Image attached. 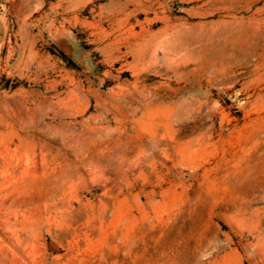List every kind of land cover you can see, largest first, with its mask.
I'll list each match as a JSON object with an SVG mask.
<instances>
[{
    "label": "rangeland",
    "instance_id": "rangeland-1",
    "mask_svg": "<svg viewBox=\"0 0 264 264\" xmlns=\"http://www.w3.org/2000/svg\"><path fill=\"white\" fill-rule=\"evenodd\" d=\"M141 1L0 0V264H264V0Z\"/></svg>",
    "mask_w": 264,
    "mask_h": 264
},
{
    "label": "bare ground",
    "instance_id": "bare-ground-1",
    "mask_svg": "<svg viewBox=\"0 0 264 264\" xmlns=\"http://www.w3.org/2000/svg\"><path fill=\"white\" fill-rule=\"evenodd\" d=\"M133 1H137V0H133ZM138 1H139V0H138ZM140 1H141V0H140ZM141 2H142V1H141ZM142 3H143V2H142ZM142 3H141V4H142ZM152 3H153V2H152ZM121 5H122V4H121ZM130 5H131V4H130ZM139 5H140V4H139ZM139 5H137V6H138V8H139L141 11L148 12V8H146L147 6L144 7V5H143V6H139ZM203 5H204V4H203ZM117 6H118V5H117ZM122 6H123V5H122ZM137 6H136V7H137ZM114 7H115V6H114ZM124 7H125V6H124ZM124 7H122V9H123ZM134 7H135V6H134ZM128 8H129V6H128ZM124 9H125V8H124ZM136 9H137V8H135V10H136ZM199 9H200V8H199ZM135 10H134V11H135ZM137 10H138V9H137ZM156 10H157V9H156ZM117 11H119V9H118ZM138 11H139V10H138ZM194 11H195V10H194ZM115 12H116V11H115ZM131 12H132V10H131ZM154 12H155V11H154ZM197 12H198V11H197ZM117 13H118V12H117ZM122 13H123V12H122ZM134 13H135V12H134ZM200 13H202V12H200ZM135 14H136V13H135ZM115 15H116V14H115ZM118 15H119V14H118ZM125 15H126V14H125V12H124V16H125ZM131 15H132V13H129V14L126 15V17L128 18V17H130ZM157 15H158V14H157ZM134 16H135V15H134ZM147 16H148V15H147ZM204 16H205V15H204ZM159 17H160V16H159ZM137 18H138V17H137ZM147 18H148V17H147ZM123 19H124V18H123ZM155 19H157V18H155ZM125 20H126V19H125ZM169 20H170V18H169ZM177 20H178V19H177ZM162 21H163V20H162ZM181 21H182V20H181ZM181 21H180V22H181ZM184 21H185V19H184ZM124 22H125V21H124ZM146 22H149V20H146ZM223 22H224V21H223ZM225 22H226V21H225ZM225 22H224V23H225ZM168 23H169V21H168ZM170 23H172V22L170 21ZM175 23H176V22H175ZM187 23H188V22H187ZM221 23H222V22H221ZM226 23H227V22H226ZM91 24H92V23H91ZM123 24H124V23H123ZM138 24H139V25H142L141 22H138ZM165 24H166V23H165ZM180 24H181V23H180ZM188 24H189V23H188ZM190 24H191V23H190ZM227 24H228V23H227ZM227 24H226V26H227ZM118 25H119V24H118ZM129 25H131V24H129ZM136 25H137V24H136ZM172 25H173V24H172ZM113 26H114V25H113ZM142 26H143V25H142ZM142 26H141V28L143 29L144 26H143V27H142ZM189 26H190V25H189ZM95 27H96V26H95ZM146 27H147V26H146ZM175 27H176V25H175V26H171L170 28H173V29H174ZM185 27H186V26H185ZM191 27H192V26H191ZM201 27H202V26H201ZM215 27H217V25H216ZM219 27H220V26H219ZM219 27H218V28H219ZM128 28H129V27H128ZM134 28H135V26H133V25L130 27V29H129V30H130V31H129V32H130V36L134 39V41H135L136 44L141 45V43H143V41H144L145 39H144V38H141L142 36H141L140 34L134 33ZM165 28H166V27H165ZM168 28H169V27H168ZM218 28H217V29H218ZM221 28L223 29L224 27H221ZM221 28H220V29H221ZM235 28H236V27H235ZM120 29H122V28H120ZM177 29H178V28H177ZM213 29H214V28H213ZM118 30H119V28H118ZM124 30H125V29H124ZM146 30H147V29H146ZM146 30H145V31H146ZM165 30H166V29H165ZM175 30H176V29H175ZM202 30L204 31L205 29L202 28ZM135 31H136V30H135ZM143 31H144V29H143ZM148 31H151V30H148ZM148 31H147V33H148ZM208 31H209V30H208ZM127 32H128V31H127ZM159 32H160V30H159ZM213 32H214V31H213ZM215 32H216V31H215ZM124 33H126V32H124ZM150 33H152V32H150ZM153 33H154V32H153ZM181 33H182V32H181ZM206 33H208V32H206ZM262 33H263V32H262ZM141 34H142V33H141ZM212 34H213V33H212ZM143 37H144V36H143ZM128 38H129V37H128ZM168 38H169V37H168ZM171 38H172V36H170V39H171ZM174 38H175V37H174ZM174 38H173V39H174ZM212 38H213V37H212ZM171 40H172V39H171ZM211 40H212V39H211ZM226 40H228V39H226ZM149 41H150V39H149ZM231 41H232V40H231ZM119 42H120V41H119ZM121 42H122V41H121ZM128 42H129V41H128ZM128 42H127V43H128ZM130 42L133 43V41H130ZM169 42L171 43V41H169ZM169 42H168V43H169ZM225 42H226V41H225ZM109 43H111V42H109ZM127 43H126V44H127ZM207 43H208V41H207ZM259 43H261V42H259ZM122 44H123V43H122ZM129 44H130V43H129ZM147 44H148V43H147ZM209 44H210V43H209ZM229 44H230V43H229ZM229 44H228V45H229ZM243 44H244V42H243ZM257 44H258V43H257ZM257 44H256V45H257ZM261 44H262V43H261ZM130 45H131V44H130ZM166 45H167V44H166ZM206 45H207V44H206ZM142 46L144 47V45H142ZM208 46H209V45H208ZM225 46H227V45H225ZM248 46H249V45H248ZM250 46H251V45H250ZM262 46H264V44H263ZM262 46H257V47L259 48V47H262ZM251 47H252V46H251ZM146 48H147V47H146ZM208 48H209V47H208ZM222 48H223V47H222ZM224 48H225V47H224ZM224 48H223V50H224ZM226 48H227V47H226ZM253 48H255V47H253ZM253 48H252V49H253ZM258 48H257V49H258ZM148 49H149V48H148ZM148 49L145 50V51H148ZM187 49H188V47H187ZM202 49H204V48H202ZM246 49H247V48H246ZM249 49H250V48H249ZM249 49H248V50H249ZM143 50H144V49H143ZM206 50H207V49H206ZM210 50H211V49H210ZM216 50H217V49H216ZM225 50H226V49H225ZM145 51H144V52H145ZM195 51H196V50H195ZM232 51H233V50H232ZM243 51L245 52L246 50H243ZM187 52H188V51H187ZM224 52H225V51H224ZM228 52H229V54L226 52L228 55L233 56V54H230V52H231L230 50H229ZM233 52H235V51H233ZM244 52H242V54H243ZM252 52H253V51H252ZM199 53H200V52H199ZM205 53H206V51H205ZM217 53H218V52H217ZM237 53H238V52H237ZM240 53H241V50H240ZM249 53H251V52H249ZM260 53H261V52H260ZM136 54H137V53H136ZM138 54H140V53H138ZM144 54H145V53H144ZM144 54H143V55H144ZM191 54H192V52H191ZM227 54H226V55H227ZM238 54H239V53H238ZM261 54H262V53H261ZM186 55H187V54H185V56H186ZM199 55H200V54H199ZM217 55H218V54H217ZM224 55H225V54H224ZM236 55H237V54H236ZM259 55H260V54H259ZM259 55H258V56H259ZM191 56H192V55H191ZM193 56H194V55H193ZM215 56H216V55H215ZM219 56H220V55H219ZM221 56H222V54H221ZM221 56H220V58H221ZM245 56H246V54H245ZM245 56H244V57H245ZM254 56H255V55H254ZM254 56H253V57H254ZM258 56H256V57H258ZM237 57H238V56H237ZM239 57H240V56H239ZM217 58H218V57H217ZM217 58H216V59H217ZM225 58H226V57H225ZM249 58H250V56H249ZM113 59H114V58H113ZM221 59H222V58H221ZM221 59H220V60H221ZM227 59H229V58H227ZM242 59H243V58H242ZM245 59H246V58H245ZM256 59H257V58H256ZM140 60H141V59H140ZM229 60H230V59H229ZM229 60H228V61L226 60L227 63L229 62ZM261 60H263V59H261ZM221 61L224 62V59H222ZM237 61H238V60H237ZM258 61H259V60H258ZM263 61H264V60H263ZM141 62H143V61H141ZM148 62H149V61H148ZM214 62H215V61H214ZM216 62H217V61H216ZM245 62H247V61H245ZM259 62H260V61H259ZM112 63H114V62H112ZM144 63H145V62H144ZM191 63H192V62H191ZM225 63H226V62H225ZM236 63H237V62H236ZM242 63H243V62H242ZM257 63H258V62H257ZM262 63H263V62H262ZM220 64H221V63H220ZM222 64H223V63H222ZM238 64H239V62H238ZM144 65H146V64H144ZM208 65H210V62H209ZM212 65H213V64H212ZM214 65H215V64H214ZM218 65H219V64H218ZM263 65H264V64H263ZM135 66H136V63H135ZM146 66H147V65H146ZM138 67H139V66H138ZM204 67H205V66H204ZM209 67H210V66H209ZM245 67H247V66H245ZM258 67H259V66H258ZM180 68H181V67H180ZM183 68H184V67H183ZM185 68H187V67H185ZM176 69H177V68H176ZM200 69H201V68H200ZM217 69H219V67H218ZM140 70H141V69H140ZM195 70H196V69H195ZM207 70H208V68H207ZM222 70H224V69H222ZM251 70H253V69H251ZM187 71H188V70H187ZM243 71H244V70H243ZM255 71H256V70H255ZM260 71H262V70H260ZM185 72H186V71H185ZM208 72H209V71H208ZM241 72H242V71H241ZM171 73H172V72H171ZM195 73H196V72H195ZM197 73H198V72H197ZM216 73H217V72H216ZM251 73H252V72H251ZM173 74H174V73H173ZM213 74H214V73H213ZM223 74H224V73H223ZM237 74H238V72H237ZM252 74H253V73H252ZM255 74H256V72H255ZM186 75H187V74H186ZM207 75H208V74H207ZM209 75H210V74H209ZM211 75H212V74H211ZM249 75H250V74H249ZM171 77H172V75H171ZM222 77L224 78L223 75H222ZM188 78H189V77H188ZM243 78H244V77H243ZM173 79H174V78H173ZM173 79H172V80H173ZM191 79H192V78H191ZM225 79H226V77H225ZM253 79H254V77H253ZM168 80H169V79H168ZM172 80H171V81H172ZM185 80H186V79H185ZM217 80H218V79H217ZM220 80H221V77H220ZM171 81H170V82H171ZM186 81H187V80H186ZM204 81H205V80H204ZM213 81H214V80H213ZM197 82H198V81H197ZM172 83H173V82H172ZM166 84H167V82H166ZM188 84H189V83H188ZM213 84H214V83H213ZM217 84H218V83H217ZM260 84H261V83H260ZM263 85H264V84H263ZM165 86H167V85H165ZM193 86H194V85H193ZM195 86H196V85H195ZM135 87H136V86H135ZM160 87H161V86H160ZM259 87H260V86H259ZM261 87H262V86H261ZM136 88H137V87H136ZM163 88H164V87H163ZM163 88H162V90H163ZM192 88H194V87H192ZM202 89H204V88L202 87ZM212 89H213V88H212ZM177 90H178V88H177ZM194 90H195V89H194ZM194 90H193V91H194ZM197 90H198V89H197ZM189 91H190V90H189ZM189 91H188V92H189ZM136 92H138V91H136ZM172 92H173V91H172ZM179 92H180V91H179ZM191 92H192V91H191ZM261 92H263V91H261ZM140 93H141V92H140ZM154 93H155V92H154ZM154 93H153V94H154ZM162 93H163V92H162ZM162 93H159V94H162ZM166 95H168V94H166ZM178 95H179V94H178ZM141 96H142V95H141ZM158 96H159V95H158ZM150 97H151V95H150ZM155 97H156V96H155ZM155 97H154V98H155ZM165 97H166V96H165ZM172 97H173V95H172ZM149 99H150V98H149ZM194 99H195V98H194ZM145 100H146V99H145ZM164 100H165V99H164ZM147 101H149V100H147ZM165 101H166V100H165ZM200 101H201V100H200ZM143 102H144V101H143ZM150 102H151V101H150ZM150 102H149V103H150ZM177 103H178V102H177ZM208 103H209V102H208ZM259 104H260V102H259ZM146 105H147V104H146ZM169 105H171V104H169ZM209 105H210V104H209ZM256 105H258V104H256ZM173 106H174V105H173ZM145 107H147V106H145ZM150 107H151V106H150ZM150 107H148V109H149ZM202 107H203V106H202ZM249 107H250V106H249ZM162 108H163V107H162ZM166 108H167V107H166ZM166 108H165V109H166ZM257 108H258V107H257ZM257 108H256V109H257ZM260 108H261V105H260ZM262 108H263V107H262ZM151 109H152V107H151ZM263 109H264V108H263ZM145 110H146V109H145ZM158 110H160V109H158ZM169 111H170V110H169ZM256 111H257V110H256ZM195 112H196V111H195ZM209 112H210V111H209ZM258 112H259V111H258ZM154 113H155V112H154ZM166 113H168V112H166ZM169 114H170V113H169ZM209 114H210V113H209ZM259 115H260V114H259ZM151 116H153V115H151ZM161 116H162V115H161ZM165 116H166V115H165ZM205 116H206V115H205ZM256 116H257V115H256ZM262 116H263V115H262ZM262 116H261V118L264 119ZM207 117H208V116H207ZM253 117H255V116H253ZM162 118H163V117H162ZM256 118H257V117H256ZM164 120H165V119H164ZM220 120H221V119H220ZM251 120H252V119H251ZM157 121H159V120H157ZM261 121H263V120H261ZM160 122H161V121H160ZM160 122H159V123H160ZM212 122H213V121H212ZM212 122H210V123H212ZM247 122H248V121H247ZM258 122H259V121H258ZM156 123H157V122H156ZM161 123H162V122H161ZM253 123H254V122H253ZM260 123L262 124V122H260ZM157 125H158V124H157ZM166 125H167V124H166ZM208 125H209V124H208ZM211 125H212V124H211ZM247 125H248V124H247ZM253 125H254V124H253ZM258 125H259V124H258ZM258 125H257V126H258ZM209 126H210V125H209ZM248 126H249V125H248ZM168 127H169V126H168ZM254 127H255V126H254ZM166 128H167V126H166ZM170 128H171V127H170ZM208 128H209V127H208ZM219 128H220V127H219ZM248 128H249V127H248ZM240 129H241V128H240ZM246 129H247V128H246ZM254 129H255V128H254ZM263 129H264V128H263ZM235 130H236V129H235ZM250 130H251V128H250ZM260 130H262V129H260ZM205 131H207V130H205ZM205 131H204V132H205ZM210 131H211V130H210ZM238 131H239V130H238ZM244 131H245V130H244ZM248 131H249V130H248ZM262 131H263V130H262ZM249 132H250V131H249ZM260 132H261V131H260ZM244 133H245V132H244ZM235 134H236V133H235ZM245 134L248 135V133H245ZM257 134H258V132H257ZM244 136H245V135H244ZM244 136H241L242 139H243ZM251 136H252V135H251ZM206 137H207V136H206ZM230 137H231V136H230ZM228 138H229V137H228ZM244 138H245V137H244ZM248 138H249V137H248ZM208 139H209V138H208ZM240 139H241V138H240ZM242 139H241V140H242ZM235 141H236V140H235ZM239 141H240V140H239ZM242 141L245 143L244 140H242ZM232 142H234V141H232ZM198 143H199V142H198ZM224 143H225V142H224ZM201 144H202V143H201ZM201 144H200V145H201ZM213 144H214V143H213ZM220 144H222V143H220ZM238 144H239V143H238ZM179 145H180V144H179ZM183 145H184V144H183ZM233 145H234V144H233ZM188 146H190V145H188ZM188 146H187V147H188ZM204 146H205V145H204ZM212 146H214V145H212ZM216 146H217V145H216ZM216 146H215V147H216ZM191 147H192V146H191ZM200 147H202V146H200ZM215 147H214V148H215ZM189 148H190V147H189ZM209 148H210V147H209ZM220 148H223V147L220 146ZM239 148H240V147H239ZM179 149H180V147H179ZM235 149H236V148H235ZM188 150H189V149H188ZM190 150H191V149H190ZM194 150H195V149H194ZM198 150H199V148H198ZM215 150H216V149H215ZM226 150H227V149H226ZM240 150H241V149H240ZM183 151H184V150H183ZM191 151H192V150H191ZM191 151H189V152H191ZM210 151L212 152V150H210ZM221 151H222V150H221ZM179 152H180V151H179ZM215 152H216V151H215ZM235 152H236V151H235ZM201 153H202V152H201ZM181 154H182V153H181ZM183 154H185V153H183ZM229 154H230V153H229ZM231 154H232V153H231ZM186 155H187V154H186ZM232 155H233V154H232ZM230 156H231V155H230ZM223 157H224V155H223ZM230 158H231V157H230ZM261 158H262V157H261ZM224 159H225V158H224ZM217 161H218V160H217ZM261 161H262V160H261ZM231 162H232V161H231ZM221 164H222V162H221ZM239 167H240V166H239ZM263 167H264V166H263ZM239 169H240V168H239ZM1 194H2V193H1ZM0 197H1V196H0ZM3 197H4V196H3ZM43 197H44V196H43ZM7 198H8V197H7ZM12 198H13V197H12ZM50 198H51V197H50ZM50 198H49V199H50ZM49 199H47V200H49ZM5 201H6V200H5ZM48 203H49V202H48ZM4 204H6V203L4 202ZM50 204H54V203L51 201ZM6 205H7V204H6ZM6 205H5V206H6ZM0 207H1V206H0ZM16 207H17V206H16ZM3 209H4V208H3ZM7 209H8V208H7ZM1 210H2V209H1ZM1 210H0V211H1ZM2 212H3V211H2ZM15 215H16V214H15ZM12 216H13V215H12ZM13 217H14V216H13ZM22 217H23V216H22ZM18 219H19V218H18ZM7 220H8V219H7ZM21 221H22V220H21ZM6 222H7V221H6ZM6 222H5V223H6ZM21 223H23V222H21ZM21 225H23V224H21ZM12 232H13V231H12ZM0 237H1V236H0ZM1 238H2V237H1ZM2 239H3V238H2ZM3 241H4V239H3ZM3 243H4V242H3ZM10 247H11V246H10ZM0 248H1V247H0ZM11 248H12V247H11ZM14 250H15V249H14ZM3 254H4V253H3ZM13 254H14V253H13ZM16 254H17V253H16ZM16 254H15V255H16ZM8 257H9V256H8ZM20 257H21V256H20ZM6 259H7V258H6ZM11 260H12V259H11ZM6 261H7V260H6ZM13 262H14V261H13ZM9 263H10V262H9ZM11 263H12V261H11ZM14 264H15V262H14ZM18 264H19V263H18ZM23 264H25V263H23Z\"/></svg>",
    "mask_w": 264,
    "mask_h": 264
},
{
    "label": "crops",
    "instance_id": "crops-1",
    "mask_svg": "<svg viewBox=\"0 0 264 264\" xmlns=\"http://www.w3.org/2000/svg\"><path fill=\"white\" fill-rule=\"evenodd\" d=\"M8 30H9V19L6 13L2 10L0 11V51L5 44Z\"/></svg>",
    "mask_w": 264,
    "mask_h": 264
},
{
    "label": "water",
    "instance_id": "water-1",
    "mask_svg": "<svg viewBox=\"0 0 264 264\" xmlns=\"http://www.w3.org/2000/svg\"><path fill=\"white\" fill-rule=\"evenodd\" d=\"M15 1L18 2V3L20 2V0H15Z\"/></svg>",
    "mask_w": 264,
    "mask_h": 264
}]
</instances>
